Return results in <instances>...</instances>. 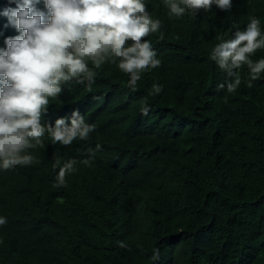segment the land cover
Wrapping results in <instances>:
<instances>
[{
	"label": "trees",
	"instance_id": "16d2710c",
	"mask_svg": "<svg viewBox=\"0 0 264 264\" xmlns=\"http://www.w3.org/2000/svg\"><path fill=\"white\" fill-rule=\"evenodd\" d=\"M145 3L161 28L142 40L161 65L132 90L118 61H89L91 87L64 83L41 117L54 124L79 110L95 125L89 138L64 146L45 134L28 150L31 165L0 169V264H154L155 247L156 264H264V73L249 87L243 65L241 84L228 92L210 59L252 17L264 34V0L181 17L164 0ZM7 6L0 0V11ZM6 25L0 16V47L18 34ZM250 59H264V49Z\"/></svg>",
	"mask_w": 264,
	"mask_h": 264
},
{
	"label": "clouds",
	"instance_id": "9594fccd",
	"mask_svg": "<svg viewBox=\"0 0 264 264\" xmlns=\"http://www.w3.org/2000/svg\"><path fill=\"white\" fill-rule=\"evenodd\" d=\"M0 16L18 33L3 40L0 47V169L17 165H31L34 157L28 150L42 144L47 134L53 143L67 146L75 140L85 141L95 130L79 110L70 117L42 124L50 98L55 99L62 85L76 79L91 87L95 72L91 61L99 68L108 61L117 62L127 73L128 87L135 90L141 73L158 68L161 60L150 41L142 38L156 33L161 22L153 19L145 0H7ZM169 15L183 16L203 9L211 12L213 6L230 11L233 0H164ZM11 5H15L12 7ZM42 6V7H41ZM264 49V34L260 20L250 18L243 30L237 29L231 39H222L211 51L210 59L225 73V82L218 88L235 92L241 84L236 70L243 65L249 69L248 86L264 73V59L253 62L250 56ZM230 78V79H229ZM153 95L162 86L153 84ZM145 104L141 112L147 116ZM92 155L82 162L91 163ZM75 161L66 162L58 172L57 186L65 184V176ZM55 167V166H54ZM7 223L0 216V226ZM120 248L127 246L121 241ZM154 264L161 259L159 247L152 250Z\"/></svg>",
	"mask_w": 264,
	"mask_h": 264
}]
</instances>
